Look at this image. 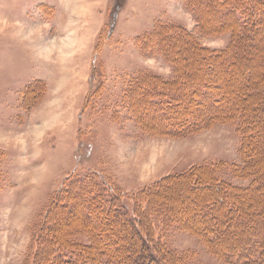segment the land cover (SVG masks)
Listing matches in <instances>:
<instances>
[{
	"label": "rangeland",
	"instance_id": "rangeland-1",
	"mask_svg": "<svg viewBox=\"0 0 264 264\" xmlns=\"http://www.w3.org/2000/svg\"><path fill=\"white\" fill-rule=\"evenodd\" d=\"M216 1L0 0V264H31L39 222L72 171L98 172L129 197L207 165H217L235 186L251 183L248 174L234 170V163H245L237 123L160 135L134 101V91H145L155 77L168 82L163 90L179 88L174 66L186 65L187 73L195 68V52L180 47V55L174 45L192 39L208 56L229 47L232 21L224 33L213 25L222 26L224 10H236L242 19L247 3L222 0L228 4L209 11ZM249 3L263 17L262 38H255L259 48L264 0ZM167 34L176 40L169 42ZM95 54L103 79L86 106ZM154 227L166 246L186 256L183 264H228L190 228L157 217Z\"/></svg>",
	"mask_w": 264,
	"mask_h": 264
},
{
	"label": "trees",
	"instance_id": "trees-1",
	"mask_svg": "<svg viewBox=\"0 0 264 264\" xmlns=\"http://www.w3.org/2000/svg\"><path fill=\"white\" fill-rule=\"evenodd\" d=\"M240 1L247 3L242 19L236 10H224L222 26L213 25L224 33L232 21L229 47L208 56L192 39L193 44L174 45L180 55V47L195 52V68L187 73L186 65H176L179 88L163 90L168 82L155 77L145 91L135 90L133 99L160 135L184 136L209 125L237 123L245 163H234V170L248 174L251 183L235 186L216 171L217 165H207L167 176L129 197L98 172L72 171L39 222L28 255L31 264H183L186 256L156 236L154 217L195 231L208 251L228 264H264V40L255 48L263 17L256 4ZM227 4L216 1L209 11ZM154 35L155 29L146 36ZM168 35L169 42L176 40V34ZM96 61L97 54L86 106L103 79ZM182 204L188 207L177 211ZM80 233L88 241H80Z\"/></svg>",
	"mask_w": 264,
	"mask_h": 264
}]
</instances>
